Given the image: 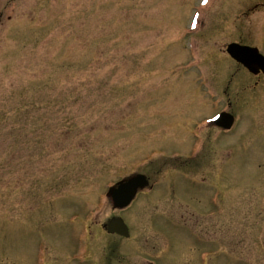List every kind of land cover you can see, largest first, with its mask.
Returning a JSON list of instances; mask_svg holds the SVG:
<instances>
[{
	"label": "rangeland",
	"instance_id": "rangeland-1",
	"mask_svg": "<svg viewBox=\"0 0 264 264\" xmlns=\"http://www.w3.org/2000/svg\"><path fill=\"white\" fill-rule=\"evenodd\" d=\"M199 2L0 0V264H33L39 243L46 264H202V248L218 251L208 264H264V80L251 90L227 53H264V0ZM226 100L236 130L204 131L187 159L192 123ZM134 172L154 189L123 210L102 199ZM113 216L128 237L107 232ZM86 223L78 263L72 228Z\"/></svg>",
	"mask_w": 264,
	"mask_h": 264
},
{
	"label": "flooded vegetation",
	"instance_id": "flooded-vegetation-1",
	"mask_svg": "<svg viewBox=\"0 0 264 264\" xmlns=\"http://www.w3.org/2000/svg\"><path fill=\"white\" fill-rule=\"evenodd\" d=\"M201 23H203V20H202V22ZM236 44H238V45H242V46H249V47H252V48H256L257 50H258V52L260 53V54H262L263 56H264V53H261L260 51H259V49H258V47H256V46H254V45H252V44H244V43H236ZM256 55V57L257 58H259V56H258V54H255ZM230 56V55H229ZM234 61H236L235 59H234V57H232V56H230ZM256 57L255 56H252L251 54H249V53H247V52H240V56H239V58H242V59H245L246 61H249V62H252V61H254L255 59H256ZM237 62V61H236ZM238 64H240L241 66H243L241 63H239V62H237ZM243 68L246 70L245 72H246V74H247V76H250V77H252V82L251 83H249V85H250V89L251 90H255L258 86H260L262 83H263V80H264V71H262V69H258V71L256 72V73H253L252 71H250L249 69H247L245 66H243ZM226 95L229 93V90H226ZM228 104H229V107L232 105V102L230 101V100H228ZM230 110H231V107H230ZM208 129H210V128H207L206 130H200V131H197V140L200 142V143H204L205 142V138H204V131H207ZM235 130H233V131H231V132H234ZM190 132V131H189ZM215 136H216V134H215ZM191 137V136H190ZM202 149H203V146H202ZM154 183V182H153ZM188 183V182H187ZM153 186V187H152ZM152 186H151V190H153L154 189V184H152ZM214 190L211 192L212 194H210L208 197H207V202H208V205H209V209H212V210H214V214L213 215H215V214H217L218 212H217V210L219 209L218 208V204L220 205L221 204V196H218V194H217V201L216 202H211L209 199L211 198V196L214 194ZM218 198H219V200H218ZM221 207V206H220ZM208 209V210H209ZM217 212V213H216ZM116 216H113L112 218H115ZM111 219V218H110ZM88 222H90V220L88 221ZM85 230H86V232H87V234H89V225L86 223V226H85ZM168 242V248H169V250L171 249L170 247L172 246V243H171V240L167 237V239H166ZM193 240L196 242V244H198V245H206L207 243H210V239L209 238H207L205 235H203V234H201V233H199L198 234V236H197V239L195 238V237H193ZM41 245V244H40ZM37 246H38V244L36 245V247H35V252H34V257H35V254H36V251H37ZM45 247V246H44ZM200 251L201 252H203V251H205L207 254H206V256H208V259L209 258H215V256L218 254V251H217V249L216 248H202V249H200ZM199 251V252H200ZM153 257H156V255L155 256H153ZM157 257H160V259H161V257H163L162 255H158ZM33 262H34V258H33ZM158 263V260H157V258H154V260H152V261H150V263H148V264H157ZM45 264H46V260H45Z\"/></svg>",
	"mask_w": 264,
	"mask_h": 264
},
{
	"label": "water",
	"instance_id": "water-1",
	"mask_svg": "<svg viewBox=\"0 0 264 264\" xmlns=\"http://www.w3.org/2000/svg\"><path fill=\"white\" fill-rule=\"evenodd\" d=\"M235 49L234 44H230L227 47V51L231 54ZM249 53L254 56L255 54V50H251L249 49ZM251 63L249 62H245V66L250 67ZM253 66V65H252ZM233 121V118L231 115L227 114L220 122H218L219 125H221L224 128H229L231 123ZM135 178H131L129 179L127 182H120L119 186L117 189L113 190V196H112V201H114V205L118 206V207H123L125 205H127L129 203V201L133 198V196L136 193V189L137 187H141L143 185H145L146 182L140 183L138 181H134ZM130 187V188H129ZM126 190V191H125ZM121 192H124L125 195H123V201L121 200L120 202H118L119 200L117 198H115V195H117L118 193L121 194ZM118 202V203H117ZM107 231L109 233H118L121 235L126 236L128 234L127 232V226L123 223V221L121 219H113L111 220L108 225H107Z\"/></svg>",
	"mask_w": 264,
	"mask_h": 264
},
{
	"label": "snow or ice",
	"instance_id": "snow-or-ice-1",
	"mask_svg": "<svg viewBox=\"0 0 264 264\" xmlns=\"http://www.w3.org/2000/svg\"><path fill=\"white\" fill-rule=\"evenodd\" d=\"M205 2H206V0H205Z\"/></svg>",
	"mask_w": 264,
	"mask_h": 264
}]
</instances>
